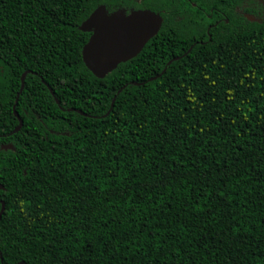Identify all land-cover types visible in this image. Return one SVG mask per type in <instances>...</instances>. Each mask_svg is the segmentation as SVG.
<instances>
[{
  "label": "trees",
  "instance_id": "obj_1",
  "mask_svg": "<svg viewBox=\"0 0 264 264\" xmlns=\"http://www.w3.org/2000/svg\"><path fill=\"white\" fill-rule=\"evenodd\" d=\"M220 2L0 0V264H264V21ZM102 4L163 24L99 79Z\"/></svg>",
  "mask_w": 264,
  "mask_h": 264
},
{
  "label": "water",
  "instance_id": "obj_2",
  "mask_svg": "<svg viewBox=\"0 0 264 264\" xmlns=\"http://www.w3.org/2000/svg\"><path fill=\"white\" fill-rule=\"evenodd\" d=\"M246 16L250 21H256L252 15L247 14ZM162 24L163 17L150 9H132L128 12L125 8H119L110 12L106 5H99L79 26L81 31L90 33L88 41L82 48V57L85 66L97 78H105L121 63H125L138 56L145 45L158 34ZM179 58L175 57L170 60L162 73L151 78L149 81L159 78L165 72L166 68L174 60ZM29 73L33 72L28 70L22 74L21 88L16 97V104L25 87L26 76ZM134 84L138 85L139 83L134 82ZM126 86L120 89L118 93ZM50 91L54 95L53 90L50 89ZM116 98L117 96L113 98L111 109L105 116L109 115L112 111ZM56 102L60 105V101L57 98ZM16 104L14 105V113L19 120V124L9 135L19 132L23 126V119L16 111ZM67 110L89 116L87 113L76 108H69ZM1 149L14 150L15 147L12 143H8L2 144ZM0 189H5L2 184H0ZM4 211L5 204L3 203L0 211V219ZM0 256L3 262L1 251ZM18 264H25V262Z\"/></svg>",
  "mask_w": 264,
  "mask_h": 264
},
{
  "label": "flooded vegetation",
  "instance_id": "obj_3",
  "mask_svg": "<svg viewBox=\"0 0 264 264\" xmlns=\"http://www.w3.org/2000/svg\"><path fill=\"white\" fill-rule=\"evenodd\" d=\"M194 7H197V3L191 2ZM214 5L211 7L210 11H216L218 14L216 15L215 25H217L221 20L228 21V18L225 17L226 11L228 10L229 5L232 7V11L238 15V21L243 22V18H247V14L252 15L256 21L252 22H263L264 21V0H232L228 2V0H221L220 3H213ZM132 9H126L130 12ZM209 18L212 15H208ZM250 21V20H249ZM211 25H208L207 30H209Z\"/></svg>",
  "mask_w": 264,
  "mask_h": 264
}]
</instances>
